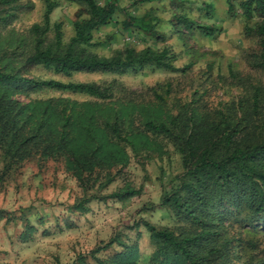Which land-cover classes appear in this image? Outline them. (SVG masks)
<instances>
[{
	"label": "rangeland",
	"instance_id": "rangeland-1",
	"mask_svg": "<svg viewBox=\"0 0 264 264\" xmlns=\"http://www.w3.org/2000/svg\"><path fill=\"white\" fill-rule=\"evenodd\" d=\"M117 1L118 8L108 23L91 29V42L76 48L106 58L125 48L136 52L148 48L153 53L166 52L164 61L172 68L145 62L109 71L63 73L46 63L25 61L36 47L49 49L51 54L65 51L74 35L76 13L82 10L81 15L85 14L82 3L73 0H48L53 5L45 29L46 0H0V56L10 57L1 58L0 64L6 62L34 78L113 81L112 98H127L136 104L132 120L139 129V106L149 100L158 102L157 95L162 94L165 101L161 105L167 114L190 100L217 110L242 103L239 114L250 111L256 128L264 132V59L260 37L247 28L261 20L257 14L248 17L240 7L241 0H234L232 16L226 13V0ZM125 13L148 18L161 37L122 27ZM181 16L192 23H179ZM196 23H213L217 30L207 34ZM55 25L61 34L59 41ZM256 89L257 107L251 111ZM22 90L19 97L25 100L63 96L107 101L55 88ZM145 135V141L135 140L134 146L121 142L125 161L112 169H98L99 175L85 189L58 159L26 160L6 172L0 181V264H98V259L119 251L128 252L134 264H156L161 258L155 252L160 243L149 236L146 222L175 232H189L196 225L165 202L183 179L181 153L170 138L149 131ZM125 187L137 192L122 198L112 196ZM239 216L229 213L223 220L226 229L220 239L230 238L229 263L264 264V220L254 228L242 224Z\"/></svg>",
	"mask_w": 264,
	"mask_h": 264
},
{
	"label": "trees",
	"instance_id": "trees-1",
	"mask_svg": "<svg viewBox=\"0 0 264 264\" xmlns=\"http://www.w3.org/2000/svg\"><path fill=\"white\" fill-rule=\"evenodd\" d=\"M73 1L82 3L85 14L81 15L82 10L76 13L72 22L74 35L65 51L51 54L49 49L36 47L33 53L25 56V61L46 63L63 73L74 70L109 71L145 62L172 68L169 62L164 61L166 52L153 53L148 48L143 52L125 48L109 58L77 49L78 45L91 42L90 30L107 24L119 4L117 0H107L104 4L96 0ZM226 1V13L232 16L234 0ZM46 4L42 16L44 29L48 26V13L53 5L48 0ZM240 7L248 17L255 13L261 19L245 28L260 37L264 59V0H241ZM178 22L187 26L192 23L185 16H181ZM120 24L161 37L144 16L125 13ZM195 26L207 34L217 30L213 23H196ZM55 32L59 41L61 34L56 25ZM41 39L39 34L38 41ZM1 58L10 57L1 54ZM112 82L34 78L1 62L0 181L6 172L26 160L58 159L78 185L85 189L99 175L98 169H112L125 161L126 152L121 142L134 146L135 140L145 141L147 131L161 134L173 141L181 153L184 167L183 179L169 193L171 196H166L165 202L196 227L189 232H175L172 228L146 222L149 236L160 243L155 252H159L161 258L156 264H230V238L220 239L226 229L225 217L229 213L239 214L242 224L254 228L256 223L264 220V132L256 128L257 121L252 119L250 111L239 114L242 103L238 106L227 104L217 110L190 100L177 104L176 112L167 114L161 105L165 99L157 93L158 102L149 100L139 106L142 124L139 129L132 120L136 104L127 98H112L115 96L111 91ZM37 88L81 92L107 101H78L63 96L27 100L19 97L22 89ZM257 91L251 111L257 107ZM135 192L137 189L125 187L113 192L112 196L122 198ZM222 207L224 212L215 211ZM98 264L134 263L128 252L119 251L109 258L98 259Z\"/></svg>",
	"mask_w": 264,
	"mask_h": 264
}]
</instances>
